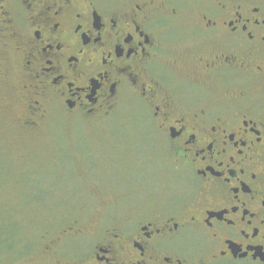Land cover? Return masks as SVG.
I'll return each mask as SVG.
<instances>
[{
    "label": "flooded vegetation",
    "instance_id": "flooded-vegetation-1",
    "mask_svg": "<svg viewBox=\"0 0 264 264\" xmlns=\"http://www.w3.org/2000/svg\"><path fill=\"white\" fill-rule=\"evenodd\" d=\"M0 31L22 130L129 100L173 167L45 264H264V0H0Z\"/></svg>",
    "mask_w": 264,
    "mask_h": 264
},
{
    "label": "rangeland",
    "instance_id": "rangeland-1",
    "mask_svg": "<svg viewBox=\"0 0 264 264\" xmlns=\"http://www.w3.org/2000/svg\"><path fill=\"white\" fill-rule=\"evenodd\" d=\"M5 51L0 31V264H45L48 239L75 220L91 225L102 209L128 208L138 174L163 186L173 167L129 100L92 117L49 103L40 128L22 130L21 98L1 72Z\"/></svg>",
    "mask_w": 264,
    "mask_h": 264
},
{
    "label": "trees",
    "instance_id": "trees-1",
    "mask_svg": "<svg viewBox=\"0 0 264 264\" xmlns=\"http://www.w3.org/2000/svg\"><path fill=\"white\" fill-rule=\"evenodd\" d=\"M10 249H12V248H10Z\"/></svg>",
    "mask_w": 264,
    "mask_h": 264
}]
</instances>
